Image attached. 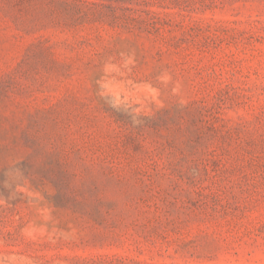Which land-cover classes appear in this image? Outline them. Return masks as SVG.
Listing matches in <instances>:
<instances>
[{
	"label": "rangeland",
	"instance_id": "rangeland-1",
	"mask_svg": "<svg viewBox=\"0 0 264 264\" xmlns=\"http://www.w3.org/2000/svg\"><path fill=\"white\" fill-rule=\"evenodd\" d=\"M0 264H264V0H0Z\"/></svg>",
	"mask_w": 264,
	"mask_h": 264
}]
</instances>
